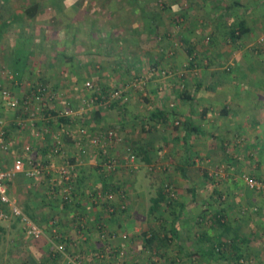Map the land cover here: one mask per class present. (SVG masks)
<instances>
[{
    "label": "crops",
    "instance_id": "crops-1",
    "mask_svg": "<svg viewBox=\"0 0 264 264\" xmlns=\"http://www.w3.org/2000/svg\"><path fill=\"white\" fill-rule=\"evenodd\" d=\"M261 38L264 0H0V95L8 90L23 99L40 84L55 95L33 126H20L26 118L22 108L6 106L0 96V119L7 122L9 142L7 151L0 146V166L12 167L15 158L23 156L53 167L40 181L18 173L9 182L10 195L44 227L48 228L51 219L58 220L71 253H80L95 264H115V254L105 261L91 257L104 245L96 224L105 222L114 234L112 243L120 244L116 239L126 238V233L143 238L137 232L140 223L136 218L147 221L158 212L152 213L151 206L162 190L147 203L144 190L137 186V171L103 172V153L88 143L84 161L78 162L75 131L80 126L87 124L91 131L114 128L118 140L108 149L109 156L122 155L121 150L130 144L142 166L160 158L175 163L176 172L169 176L182 202L172 215L169 233L175 240L197 237L203 242L191 251L178 246L186 264L225 261L222 254L209 249L228 232L223 230V203L218 209L211 205L219 194L223 198V183L210 189L205 182L214 157L218 164L225 161L231 168L224 174L228 194L234 197L245 190L250 197L252 226L258 234L254 235L260 241L264 194L249 188L242 174L264 180ZM87 81H92L100 95L121 88L128 100L77 111L83 98L91 96ZM66 108L75 113L58 116ZM61 117L73 120L62 123ZM58 138L67 156L51 152ZM25 145L31 151H25ZM69 159L77 163L76 208L51 193L52 178H59L54 168ZM120 184L128 186L125 213L111 217L106 205H95L89 199L95 190ZM244 203L240 199L241 207ZM237 208L227 205L229 212ZM203 209L197 219L185 221V211L191 215ZM207 210L219 211L222 223L210 217L209 225L201 224L199 219L208 217ZM73 211L87 219L85 240L70 218ZM238 227L242 226L237 225L236 231H242ZM22 236L18 221L0 224V264H67L61 254L53 255L47 236L30 243L27 254L21 253L17 239ZM234 237L241 244L256 241L242 232ZM215 238L219 240L205 244ZM255 255L257 264L264 262V251L259 248Z\"/></svg>",
    "mask_w": 264,
    "mask_h": 264
},
{
    "label": "built area",
    "instance_id": "built-area-1",
    "mask_svg": "<svg viewBox=\"0 0 264 264\" xmlns=\"http://www.w3.org/2000/svg\"><path fill=\"white\" fill-rule=\"evenodd\" d=\"M264 41V38H261ZM85 86L91 96L83 98L82 104L78 107L77 111H85L86 108H94L96 105H109L114 101L121 100L125 102L128 100V96L121 88L113 89L104 94H98L95 85L92 81H87ZM1 99L6 106L9 107H21L26 118L19 124L22 125H35L39 116L46 110L49 100H52L55 95L48 92L46 85L40 84L31 95H26L23 99L13 97L10 91L2 90ZM74 112L72 108H66L58 114V116H71ZM180 120L176 121L179 125ZM7 122L4 119H0V146L3 150L9 149V142L7 140ZM71 132L67 130V133ZM43 135V133H40ZM77 143L80 147L79 163L84 161L87 154L86 143L94 147L95 149L103 153L101 158V167L103 172L108 174L114 173L120 167H129L131 169H137V156L133 150V147L128 145L123 149V155L109 156L108 149L114 145L118 140V133L116 129H103L100 131H91L88 126H80L76 131ZM25 151H31L30 145L24 146ZM51 152L55 155L66 156V151L63 148L62 140L58 138L51 147ZM70 160L64 161V163L58 165L55 169L59 178H52V195L59 197L64 202L72 204L74 207L78 201V195L75 187V167ZM53 167L42 161L27 160L23 156H17L14 160L12 167L4 168L0 166V224L4 222L18 221L23 234L26 238L41 239L43 236H47L51 245L53 246V255L61 254L65 257L67 264H95L94 261H88L80 254H70L66 251L67 236L61 231L58 220L51 219L48 223V228L41 225L34 218H32L21 206L19 200L12 197L9 193V182L14 179L18 173H25L28 176L40 181L44 174H51ZM222 174V170L212 173L215 177ZM243 181L246 185L258 192L264 194V180L258 179L255 176L244 173L242 175ZM89 199L95 205L105 206L110 214H115L118 211H123L127 208V191L123 186L112 185L106 190H95L89 194ZM119 202V203H118ZM76 208V207H75ZM71 220L79 228L83 239H87V220L78 211L70 213ZM100 237L104 242L103 248L91 255L92 258L99 260H106L111 258L115 254V247L112 243L114 234L106 228L104 225L98 227ZM85 237V238H84ZM123 253V252H121ZM104 260V261H105Z\"/></svg>",
    "mask_w": 264,
    "mask_h": 264
},
{
    "label": "rangeland",
    "instance_id": "rangeland-1",
    "mask_svg": "<svg viewBox=\"0 0 264 264\" xmlns=\"http://www.w3.org/2000/svg\"><path fill=\"white\" fill-rule=\"evenodd\" d=\"M76 108H78V107H76ZM86 125L87 124H85L84 126H86ZM89 129H90V127H89ZM120 143H121V141H120ZM128 145H130V144H127L125 146H128ZM92 153H94V152H92ZM120 153H122V155H123V150H121ZM212 159L213 160L215 159L216 162H213V164L211 165V168L209 169L210 178H207L205 180V182H206V185L210 189L215 188V186L220 187L221 184L223 183V191H221L223 194V198H222L221 194H219V196L217 194L218 199L212 200L211 205H214V207L218 209L221 202L223 203V208H225V211L223 209V218L225 219L224 222H226V226H229L231 228L230 231L223 233L224 238L221 241H227L229 243H234V244L240 246L241 254L243 257L240 260H236L235 257L237 255V252L234 251L233 249H226L224 251V254L226 255V257L231 259V262H232L231 264H257L255 261L257 259H255L254 257L257 256L255 254H257V251L259 250V248L262 251H264V232L261 235H259V237L262 241L261 240L257 241L258 239L255 235H258V234H257V232H254L255 228L252 226L253 225L252 224V210H251L252 204H251V201H249L250 197H248V195L246 194L247 192L245 190H243V189H245V187L243 189L240 188V190H243V192L241 193L242 195L239 194L238 196L233 197L231 194H228V190H226V186H227L229 181L227 183H225L226 180L224 178V174L228 173V170L230 171L231 168L229 167V164H227V162H225V161L223 162V164L222 163L218 164V162H217L218 160H216L217 159L216 157H214ZM140 163L141 162L139 160H137L136 165L138 166V168L134 169L135 171H137V174H135L134 176H137L136 177L137 186H140V188L142 190H144L146 202L150 203L149 198L151 196L158 195L160 188H161V190H164L167 192V199L162 203L161 209L156 214H153V216L151 218L147 219V221H146V219H142L140 221L141 216L136 218V219L139 218V223H140V225H138V231L137 232H141L140 234L143 235V238H135V237L131 238L130 233H126V234H124V235H126V238L122 236V238L116 239V240H120L121 242H120V244L118 241H117V243L116 242L113 243V245L116 249V251H115V256H116L115 264H186L187 259L183 260L184 256L181 253H178L179 252L178 246L182 245L185 248V250L191 251L193 248L197 249L199 245L203 244V242H202V240H200V238H197V237L196 238L191 237L189 239L188 238H182L181 240H175L174 238L171 237V234L169 233V226H170V223H171V220L173 217L172 215L176 211V209H178L179 204L182 202V199H181L182 194L177 189V186L174 183L175 180L173 182L170 179V176H173L174 175L173 173L176 172L175 168H174L175 163L172 162L171 160L167 161L165 158L157 159V161L152 162V163H148V164H144L143 166ZM120 169H121V171H123V174L125 172H126V174H127V172L130 173V170H131V168H129V167H120ZM219 170H222L221 175H219L218 177H215L214 175H212V173H214L215 171H219ZM248 172H250V169ZM134 176H132V177H134ZM121 179L123 180V178H121ZM218 182H219V184H217ZM120 185L124 186V188L128 192V186L127 185H125V184L124 185L120 184ZM75 187H76V182H75ZM240 190H239V192H240ZM218 192H220V189ZM240 199H242V204H243V200H244L245 206L244 205H242V207L240 206V204H239ZM228 204H232V205L234 204L235 207H238L237 210L229 212L227 210ZM70 205L73 206L72 204H70ZM75 207H78V206H75ZM127 209H128V200H127V208L124 209L123 211H118L115 214H110L109 211H107V213L110 214V216L112 217L113 215H117V214L119 215L120 213L121 214L125 213ZM201 211H199V213L198 212H194V214L191 213V215H190V212L185 211L186 214L189 216L186 215V220L185 219L184 220L188 221L191 218L197 219L199 214L204 213V209L202 212ZM208 212H207L208 217L206 216L203 219H202V217H200L199 221L201 224L204 223L205 225H209L211 223V222H208L209 221L208 219H210V217L212 220H216L219 218V216H217L220 213L219 211L211 210ZM196 213H198V214L196 216H194ZM192 215L194 217H192ZM101 224L106 226L105 222H103V223L98 222L96 224L97 228ZM237 225L242 226V227H238V228H242V231L241 230L236 231L235 227ZM199 228H200L199 229V231H200L202 227L199 226ZM223 230H224V226H223ZM98 231H99V229H98ZM153 232H156V234L158 235L157 238H162V240L157 239L154 243H152L150 245L147 242V238H149L153 234ZM237 232L238 233L242 232V234L244 236L253 238V240H256V241L255 242L252 241V242H248V243L246 242L244 244H241L240 241L236 240L234 237L237 234ZM99 235H100V232H99ZM24 236L25 235L23 234L22 238H18L17 240L19 241L20 252L27 254V252H28L27 247L30 245V243H32L31 245H33L34 244L33 241L35 239L25 238ZM167 236H169L170 239L166 240L165 238ZM191 236H192V234H191ZM100 239H101V237H100ZM39 240L36 239L35 242L38 243ZM218 240L219 239L215 238V239H213V241L211 240L210 242H206V243L204 242V243L209 244L212 242H217ZM41 242H43V241L41 240ZM4 250H5V245H4ZM53 251L54 250L52 249V252ZM66 251L70 254H73L70 252L69 248H67V244H66ZM121 252H123V253H121ZM25 256H27V255H25ZM115 256H114V258H115ZM260 257H261V255H259V258ZM261 260L264 261V257ZM195 261H196L195 264H198V261H200V260H198V261L195 260ZM220 263L230 264L226 260L223 262H220ZM220 263L213 262V264H220ZM37 264H41V263H37ZM260 264H264V262H262Z\"/></svg>",
    "mask_w": 264,
    "mask_h": 264
},
{
    "label": "trees",
    "instance_id": "trees-1",
    "mask_svg": "<svg viewBox=\"0 0 264 264\" xmlns=\"http://www.w3.org/2000/svg\"><path fill=\"white\" fill-rule=\"evenodd\" d=\"M9 107V106H8ZM72 120H73V118H71V117H69V118H64V117H61L60 118V121L62 122V123H70V122H72ZM134 150V149H133ZM134 152H135V154H136V151L134 150ZM136 156H137V160H138V155L136 154ZM74 161H72V163H73ZM101 166V165H100ZM57 198H59V197H57ZM60 199V198H59ZM167 199V192L166 191H164V190H162L161 192H160V194H159V198H155V199H153V205L151 206V212L152 213H156L157 211H159L160 209H161V206H162V203L165 201ZM64 204H66V205H69L70 207H71V205L70 204H68V203H66V202H64L62 199H60ZM218 221L220 222V223H222V220H221V218H218ZM223 226H224V231H230L231 230V228L230 227H226V223L223 221ZM171 231H172V233L174 234L175 232H176V229H175V227L173 228V230L171 229ZM173 235L171 234V237H172ZM158 237V235L156 234V232H153V234L149 237V238H147V242L151 245L152 243H154L157 239H161L162 240V238H157ZM166 240L167 239H170V237L169 236H167L166 238H165ZM236 239V238H235ZM165 240V241H166ZM232 247V248H231ZM210 249V251H211V253L212 254H222L223 255V259L224 260H226V261H228L229 263H232L231 262V259H229L228 257H226V255L224 254V251L226 250V249H233L234 251H236L237 252V255H236V260H240L243 256H242V254H241V248H240V246H238V245H236V244H234V243H229V242H227V241H220L218 244H216V243H212V245H211V247L209 248Z\"/></svg>",
    "mask_w": 264,
    "mask_h": 264
}]
</instances>
